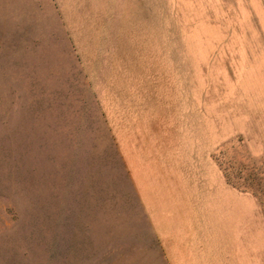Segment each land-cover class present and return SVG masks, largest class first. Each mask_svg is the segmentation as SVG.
<instances>
[{"label":"rangeland","instance_id":"1","mask_svg":"<svg viewBox=\"0 0 264 264\" xmlns=\"http://www.w3.org/2000/svg\"><path fill=\"white\" fill-rule=\"evenodd\" d=\"M0 264H264V0H0Z\"/></svg>","mask_w":264,"mask_h":264}]
</instances>
